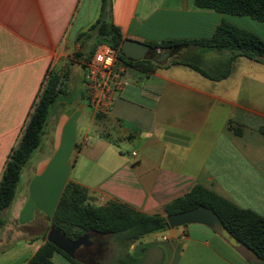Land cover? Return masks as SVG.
Masks as SVG:
<instances>
[{
    "label": "crops",
    "instance_id": "0c3cea01",
    "mask_svg": "<svg viewBox=\"0 0 264 264\" xmlns=\"http://www.w3.org/2000/svg\"><path fill=\"white\" fill-rule=\"evenodd\" d=\"M108 1L103 17L126 39L202 40L225 18L264 38L256 19L201 8L195 0ZM102 4L0 0V178L50 71L60 75L63 89L43 144L2 212L0 264H27L45 244L70 182L83 186L94 205L119 201L162 215L169 202L202 185L264 217V64L238 57L221 79L169 61L150 74L124 64L127 85L107 110L98 109L86 95L84 58L94 38L80 34L101 18ZM77 52L83 58L75 59ZM186 55L218 76L230 52L193 44ZM87 234L92 243L82 247L91 248L93 259L78 256L86 264H106L110 248L111 264L125 253L141 264H264L203 224L147 234L126 249L117 235ZM55 254L62 255L55 252L52 260Z\"/></svg>",
    "mask_w": 264,
    "mask_h": 264
},
{
    "label": "trees",
    "instance_id": "16d2710c",
    "mask_svg": "<svg viewBox=\"0 0 264 264\" xmlns=\"http://www.w3.org/2000/svg\"><path fill=\"white\" fill-rule=\"evenodd\" d=\"M109 1L103 0L102 14L80 38H94V43L85 54V61L91 60L96 47L107 43L118 51V59L123 64L146 74L154 72L165 62L185 64L212 79L228 77L236 58L246 57L264 64V38L241 28L228 19H223L214 35L202 40L166 39L148 42L153 46L147 58L140 61L126 59L120 53L124 38L122 29L106 20L104 13ZM201 8L214 9L225 15L250 16L264 21V0H195ZM196 44L208 50L230 52V57L222 64V74L215 76L201 67L199 62L185 59L188 48ZM169 52L167 61L158 62L157 56ZM83 53H76L82 57ZM86 66V65H85ZM59 74L50 71L27 118L19 140L12 149L0 178V230L5 226L3 210L9 208L17 195L24 167L31 161L44 141L47 127L55 107L63 95ZM264 134V126L261 128ZM204 206L215 212L225 228L240 243L264 260V217L250 209H244L219 196L202 185H196L188 193L174 199L165 206V215L147 214L128 204L113 201L105 206H97L89 201L87 190L70 182L63 192L52 219V227L63 231L72 239H78L89 232L117 235L119 244L126 249L129 242L147 234L170 228L167 216ZM55 252L64 255L73 264H86L78 256L71 258L53 243L46 240L27 264H56L52 257ZM116 264H141L139 259L125 253Z\"/></svg>",
    "mask_w": 264,
    "mask_h": 264
},
{
    "label": "water",
    "instance_id": "95a60500",
    "mask_svg": "<svg viewBox=\"0 0 264 264\" xmlns=\"http://www.w3.org/2000/svg\"><path fill=\"white\" fill-rule=\"evenodd\" d=\"M152 50L153 46L149 43H144L130 38L125 39L120 47V53L126 59L133 61L146 59ZM169 56L170 53L165 52L158 55L156 58L158 62H164L169 58ZM167 219L171 228L188 224H203L211 228H219L224 238L227 239L232 245L238 246L241 244L238 239L225 228L221 218L215 212L207 209L204 206H199L191 210L168 215ZM87 235L88 234H85L78 239H72L60 229L52 227L48 232L47 240L67 253L71 258H77V250L82 246L92 243L91 240L87 239Z\"/></svg>",
    "mask_w": 264,
    "mask_h": 264
},
{
    "label": "built area",
    "instance_id": "2783aa9c",
    "mask_svg": "<svg viewBox=\"0 0 264 264\" xmlns=\"http://www.w3.org/2000/svg\"><path fill=\"white\" fill-rule=\"evenodd\" d=\"M86 65L87 98L94 107L107 110L113 94L120 92L127 85L126 66L119 61L118 51L107 43L96 47ZM133 155H136V152Z\"/></svg>",
    "mask_w": 264,
    "mask_h": 264
},
{
    "label": "rangeland",
    "instance_id": "374dc122",
    "mask_svg": "<svg viewBox=\"0 0 264 264\" xmlns=\"http://www.w3.org/2000/svg\"><path fill=\"white\" fill-rule=\"evenodd\" d=\"M255 22L257 24V28H256L257 29V32L258 33H261L262 35H264V21H258V20H256ZM89 41H90V43H89V46H88L89 47L88 50L90 49L91 45L94 43V39H90ZM73 56H74L75 59L80 58V57L76 56V53H74ZM81 58H83V57H81ZM184 58L193 61V59L190 58L188 55H185ZM107 236H108V244L109 245H112L111 235H107ZM108 251H109V253L107 254L106 264H111L112 262H114V260H115L114 257L115 256H114V253H113L112 248L108 249ZM53 260H54V262L56 264H68L67 260L62 255H60V254H55Z\"/></svg>",
    "mask_w": 264,
    "mask_h": 264
},
{
    "label": "flooded vegetation",
    "instance_id": "af4514ba",
    "mask_svg": "<svg viewBox=\"0 0 264 264\" xmlns=\"http://www.w3.org/2000/svg\"><path fill=\"white\" fill-rule=\"evenodd\" d=\"M89 249H91V248H89V247H81L80 249L77 250L76 254L79 257H83V258H87V259H91L92 260L93 256H92V253H91V251ZM99 249H100V247H99Z\"/></svg>",
    "mask_w": 264,
    "mask_h": 264
}]
</instances>
